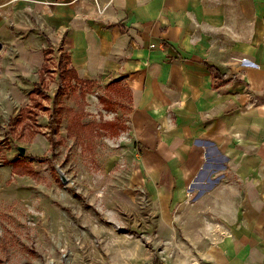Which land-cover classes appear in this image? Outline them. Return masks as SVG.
I'll return each instance as SVG.
<instances>
[{
  "label": "crops",
  "instance_id": "obj_1",
  "mask_svg": "<svg viewBox=\"0 0 264 264\" xmlns=\"http://www.w3.org/2000/svg\"><path fill=\"white\" fill-rule=\"evenodd\" d=\"M48 48L129 90L161 264H264V0H0V115Z\"/></svg>",
  "mask_w": 264,
  "mask_h": 264
},
{
  "label": "rangeland",
  "instance_id": "obj_2",
  "mask_svg": "<svg viewBox=\"0 0 264 264\" xmlns=\"http://www.w3.org/2000/svg\"><path fill=\"white\" fill-rule=\"evenodd\" d=\"M51 64L44 110L15 122L31 106L26 89L18 108L0 115V264H161L171 250L158 242L157 207L171 197L140 179L129 90L66 81ZM19 160L33 174H14Z\"/></svg>",
  "mask_w": 264,
  "mask_h": 264
},
{
  "label": "trees",
  "instance_id": "obj_3",
  "mask_svg": "<svg viewBox=\"0 0 264 264\" xmlns=\"http://www.w3.org/2000/svg\"><path fill=\"white\" fill-rule=\"evenodd\" d=\"M53 54L52 48H48L46 50V62L43 66V68L39 72V83L35 86L34 90L29 94V100L31 102V106L27 107L26 110H21L19 115L16 117L15 122H18L21 120L24 116L27 114L31 116H36L34 113L35 108H38L39 110H44V105L43 101L45 99H49V97L45 94L43 89L47 86L46 81H47V75L51 73V65L49 64L50 56ZM69 61L66 59V62L64 61V64L62 67L59 69L61 70V75L66 81H76L79 82L80 84H85V85H94L90 81H83L79 79L77 72L74 69H69L68 68ZM34 108H31V107ZM111 126H115L114 123H109ZM40 133V129L36 128L32 131V135ZM13 173L14 174H33L34 170L30 167L28 163L25 162V160H19L13 163Z\"/></svg>",
  "mask_w": 264,
  "mask_h": 264
},
{
  "label": "water",
  "instance_id": "obj_4",
  "mask_svg": "<svg viewBox=\"0 0 264 264\" xmlns=\"http://www.w3.org/2000/svg\"><path fill=\"white\" fill-rule=\"evenodd\" d=\"M19 151L22 155H25L26 148L19 147ZM55 171L57 172L60 182L63 186H67L70 183V178L68 177L67 173L62 169V167L58 164H54Z\"/></svg>",
  "mask_w": 264,
  "mask_h": 264
}]
</instances>
